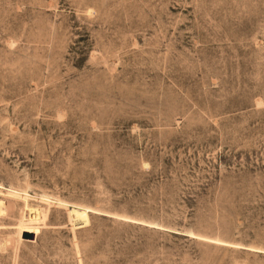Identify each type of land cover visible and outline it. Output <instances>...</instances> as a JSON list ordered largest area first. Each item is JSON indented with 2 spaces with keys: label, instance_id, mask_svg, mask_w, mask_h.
I'll return each mask as SVG.
<instances>
[{
  "label": "rangeland",
  "instance_id": "374dc122",
  "mask_svg": "<svg viewBox=\"0 0 264 264\" xmlns=\"http://www.w3.org/2000/svg\"><path fill=\"white\" fill-rule=\"evenodd\" d=\"M0 264H264V0H0Z\"/></svg>",
  "mask_w": 264,
  "mask_h": 264
}]
</instances>
